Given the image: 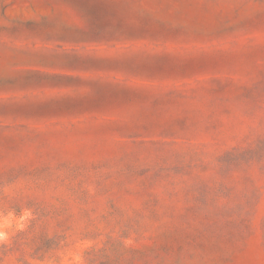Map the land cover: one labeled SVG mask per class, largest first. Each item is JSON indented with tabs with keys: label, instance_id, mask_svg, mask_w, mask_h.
Masks as SVG:
<instances>
[{
	"label": "rangeland",
	"instance_id": "rangeland-1",
	"mask_svg": "<svg viewBox=\"0 0 264 264\" xmlns=\"http://www.w3.org/2000/svg\"><path fill=\"white\" fill-rule=\"evenodd\" d=\"M0 264H264V0H0Z\"/></svg>",
	"mask_w": 264,
	"mask_h": 264
}]
</instances>
